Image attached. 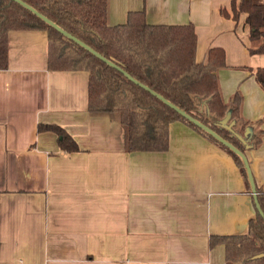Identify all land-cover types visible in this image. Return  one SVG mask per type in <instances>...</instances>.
Segmentation results:
<instances>
[{"label": "crops", "instance_id": "1", "mask_svg": "<svg viewBox=\"0 0 264 264\" xmlns=\"http://www.w3.org/2000/svg\"><path fill=\"white\" fill-rule=\"evenodd\" d=\"M110 27L130 13L152 26L194 25L196 62L225 51L218 72L229 104L264 132V90L250 70L264 54L249 53L246 15L222 16L232 0H107ZM231 14V13H230ZM232 15V14H231ZM8 69L0 70V264H226L213 237L249 233L264 194V136L248 149L254 184L233 158L182 122L169 128L165 152L130 154L122 126L89 112V74L50 70L48 35L12 31ZM65 130L80 148L60 149Z\"/></svg>", "mask_w": 264, "mask_h": 264}, {"label": "trees", "instance_id": "2", "mask_svg": "<svg viewBox=\"0 0 264 264\" xmlns=\"http://www.w3.org/2000/svg\"><path fill=\"white\" fill-rule=\"evenodd\" d=\"M107 11V0H0V70L8 69L10 32H46L49 69L89 74V112L122 126L126 152L167 151L170 125L182 122L226 151L252 186L245 156L261 145L264 132L247 133L251 126L241 116L239 92L229 104L222 98L218 72L226 67L225 51L211 49L197 63L194 25L152 26L141 12L110 27ZM221 14L235 22L245 14L249 53L264 54V0H232L231 12ZM250 73L264 90V68ZM229 113L234 133L220 125ZM44 130L58 134L63 152L80 151L62 128L40 127ZM256 204L247 235L212 238V247H226V264H264V194Z\"/></svg>", "mask_w": 264, "mask_h": 264}, {"label": "water", "instance_id": "3", "mask_svg": "<svg viewBox=\"0 0 264 264\" xmlns=\"http://www.w3.org/2000/svg\"><path fill=\"white\" fill-rule=\"evenodd\" d=\"M230 118H231V113H229V114L227 115V117H226V118L220 123V125H221L223 128L229 130L231 133H234V131H233V129H232L233 124L229 125V120H230ZM247 133H252V130L249 129ZM236 137H238V139L241 140L244 144L247 143L242 137H240V136H238V135H237ZM247 148H248V147H247Z\"/></svg>", "mask_w": 264, "mask_h": 264}]
</instances>
